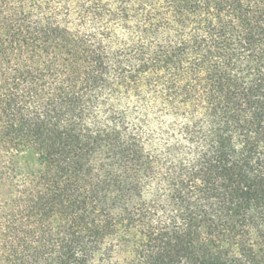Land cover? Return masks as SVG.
Here are the masks:
<instances>
[{
    "label": "trees",
    "instance_id": "trees-1",
    "mask_svg": "<svg viewBox=\"0 0 264 264\" xmlns=\"http://www.w3.org/2000/svg\"><path fill=\"white\" fill-rule=\"evenodd\" d=\"M0 264H264V0H0Z\"/></svg>",
    "mask_w": 264,
    "mask_h": 264
}]
</instances>
